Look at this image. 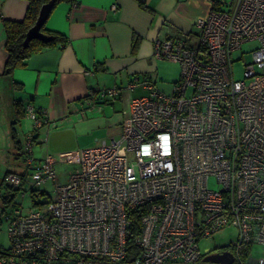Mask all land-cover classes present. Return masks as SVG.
Returning a JSON list of instances; mask_svg holds the SVG:
<instances>
[{
    "label": "built area",
    "instance_id": "2783aa9c",
    "mask_svg": "<svg viewBox=\"0 0 264 264\" xmlns=\"http://www.w3.org/2000/svg\"><path fill=\"white\" fill-rule=\"evenodd\" d=\"M210 5L192 25L194 43L153 42V58L180 69L168 92L148 78L129 83L147 96L131 99L119 138L68 155L63 165L75 168L62 180L53 156H33L50 124L24 109L33 133L21 147L23 176L4 185L37 204L3 215L0 264H212L204 257L223 253L231 264H264V0ZM248 42L257 48L235 80L232 54ZM48 184L52 196L40 202ZM228 227L235 239L201 255L198 242Z\"/></svg>",
    "mask_w": 264,
    "mask_h": 264
},
{
    "label": "crops",
    "instance_id": "0c3cea01",
    "mask_svg": "<svg viewBox=\"0 0 264 264\" xmlns=\"http://www.w3.org/2000/svg\"><path fill=\"white\" fill-rule=\"evenodd\" d=\"M210 8V0L59 3L44 29L63 36L66 45L32 54L7 77L2 20L22 21L27 3L0 0V167L5 168L0 184L7 172H24L23 165L20 168L12 162L20 160L19 148L26 135L22 133L24 114L12 127L17 111L22 113L29 106L44 113L50 124L44 136L49 129L54 131L48 134L47 146L40 145L55 154L58 164L76 151L117 140L129 102L144 93L140 87L132 91L125 87L146 78L159 82L161 61L153 58V42L172 37L194 43L192 25L205 18ZM134 37L138 46L132 53ZM112 88L119 89L117 97H98L99 91Z\"/></svg>",
    "mask_w": 264,
    "mask_h": 264
},
{
    "label": "rangeland",
    "instance_id": "374dc122",
    "mask_svg": "<svg viewBox=\"0 0 264 264\" xmlns=\"http://www.w3.org/2000/svg\"><path fill=\"white\" fill-rule=\"evenodd\" d=\"M256 48H257V44L255 42H248V43H244L241 46L239 51H236L232 54V61H233L232 70H233V77L235 80H241L242 79V73L244 71V66H246L252 62V52ZM160 64H161L160 65V72H159V77H158L159 82H155V83L160 90H162L163 92H168L170 85L177 81V79L179 77L180 69H179L178 64L171 62V61H161ZM146 80H147V78H146ZM142 96H147V92H144ZM32 126H33V124L30 120L24 119L23 127H22V133H25L27 135L30 132H32ZM52 130L54 131V129H49V131L47 132V134L45 136H44V134L39 133L38 139L45 141L43 143V145L45 144V146H47V142H48V139L50 136L48 134L50 132H52ZM63 135L69 136L68 133L67 134L63 133ZM7 139L8 138H6V140ZM18 139H20L22 141V138L20 136L18 137ZM41 147H42V144L40 145L37 143L34 146L33 156L36 160L37 159L40 160L45 153H47L48 155L54 156L56 158V160H58V158L55 156V154H53L50 151H46V148L42 149ZM76 152H78V151H76ZM39 160H37V161H39ZM12 162L15 163V165L16 164L20 165V168L23 165L20 160L19 161L18 160L12 161ZM57 168L59 169L58 170L59 171L58 172L59 179L62 180V178H65V174L68 171L73 170L75 167L67 165V164H64V165L59 164ZM4 169L5 168L0 167V178H1V175L3 174V172L5 171ZM210 187L212 189H215L216 186L211 183ZM39 190L41 192H44L48 196H52V185L51 184H48V185L40 188ZM43 199H46V196L41 197L40 202H44ZM17 208H22L23 210L31 209V200L29 199L28 192L25 194V196L23 198H21V192H18L15 195L13 202L11 203L9 208H7L6 211H7V213L8 212L10 213V210L17 209ZM35 210H38V209L35 208ZM1 211L2 210H1V205H0V212ZM6 232H7V226L1 218V222H0V248H2V249H7L9 247V241H8V237H7ZM235 237H236V230L234 228H231V227L224 228L221 231L217 232L212 237L201 239L198 242L199 252L201 255H205L210 250H214L212 253H217L220 251V249L225 248L230 242H232L235 239ZM261 253H262L261 249H259V248L253 249V255L254 256L258 257L259 255H261Z\"/></svg>",
    "mask_w": 264,
    "mask_h": 264
},
{
    "label": "trees",
    "instance_id": "16d2710c",
    "mask_svg": "<svg viewBox=\"0 0 264 264\" xmlns=\"http://www.w3.org/2000/svg\"><path fill=\"white\" fill-rule=\"evenodd\" d=\"M25 1L27 3V10L22 21L10 22V21L2 20V27L5 36L4 49L7 54V59L4 65V74L7 77H10L12 72L16 68L21 67L32 54L43 50H47L57 45L60 46L61 48L66 45V39L63 36L55 33L46 32V30L44 29L45 26L44 24L40 29V32L46 37H48L49 41L43 43L39 40H32L28 43L27 47L23 46L25 35L29 31V29H31L34 26L38 18L40 9L49 2H51L52 0H25ZM59 3H68L70 5H76V0H53L50 13ZM137 46H138V39L134 37V39L132 40V47H131L132 53H135V51L137 50ZM23 114L24 111H22V113L17 111L16 120L12 124V127H15V125L18 123V118L22 117ZM12 138H14L13 135ZM19 150L21 152V148H19ZM9 174L23 176V174H17L13 172H7L5 174L4 179L0 184V200L2 203V207H1L2 211L0 212V222H1V218H3V215L7 212L6 211L7 208H9V206L13 202L15 195L19 192V191H14L13 189H10L9 187H6L4 185V180ZM2 190L3 193H1ZM40 193L43 196L45 194L44 192L41 191ZM33 194H34L33 192L30 193L31 203L37 204V201L33 200Z\"/></svg>",
    "mask_w": 264,
    "mask_h": 264
},
{
    "label": "water",
    "instance_id": "95a60500",
    "mask_svg": "<svg viewBox=\"0 0 264 264\" xmlns=\"http://www.w3.org/2000/svg\"><path fill=\"white\" fill-rule=\"evenodd\" d=\"M52 2L53 0L40 9L38 18L34 26L31 29H29V31L25 35V39L23 42L24 47H27L28 43L32 40H39L43 43H46L49 41V38L43 35L40 32V29L45 24L48 18V15L52 7ZM203 261L205 263H212V264H231L232 257L228 253H223L221 255L211 254V255L205 256Z\"/></svg>",
    "mask_w": 264,
    "mask_h": 264
},
{
    "label": "flooded vegetation",
    "instance_id": "af4514ba",
    "mask_svg": "<svg viewBox=\"0 0 264 264\" xmlns=\"http://www.w3.org/2000/svg\"><path fill=\"white\" fill-rule=\"evenodd\" d=\"M0 205H1V207H2V203H1V200H0Z\"/></svg>",
    "mask_w": 264,
    "mask_h": 264
}]
</instances>
